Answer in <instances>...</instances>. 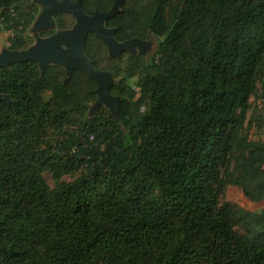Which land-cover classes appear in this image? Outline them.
Instances as JSON below:
<instances>
[{"label": "trees", "instance_id": "trees-1", "mask_svg": "<svg viewBox=\"0 0 264 264\" xmlns=\"http://www.w3.org/2000/svg\"><path fill=\"white\" fill-rule=\"evenodd\" d=\"M170 2L124 0L109 20L120 38L149 40V51L111 57L87 39L86 57L113 76L117 116L101 106L89 120L97 85L84 71L68 81L58 66L3 71L0 264H264V209L219 202L231 187L264 202V111L249 119L258 142L241 135L239 117L258 82L264 98V0H180L166 14ZM112 4L83 0V10ZM36 13L32 0H0V23L14 34ZM135 77L139 92L127 84ZM65 126L83 140L53 146L48 132ZM113 128L123 140L103 149ZM79 169L53 189L43 179Z\"/></svg>", "mask_w": 264, "mask_h": 264}, {"label": "water", "instance_id": "water-1", "mask_svg": "<svg viewBox=\"0 0 264 264\" xmlns=\"http://www.w3.org/2000/svg\"><path fill=\"white\" fill-rule=\"evenodd\" d=\"M48 1L49 4L43 15H41L39 22H46L52 27L53 15L67 13L76 19L73 29L59 32L54 37L45 40V43H37L35 47L26 51L11 52L4 50L0 54V67L8 68L12 63L36 61L39 63L42 72H44L47 66L57 65L66 69V81L70 79L75 70H82L97 85L95 90L97 100L91 107V114H94L99 107L104 106L112 115L117 116L121 99L110 94V88L114 84L113 76L109 72L95 69L93 63L86 57L84 47L88 32L94 33L103 39L111 57H118L122 52L138 44L137 39L127 43H117L113 36L114 31L108 30L104 26L106 20L113 18L119 12L124 0H116L115 6L109 12L96 11L93 16H87L83 12L82 0L77 2L71 0ZM109 34H112V36ZM62 45H65L67 49L63 50ZM0 101L11 103L10 97L3 94H0Z\"/></svg>", "mask_w": 264, "mask_h": 264}, {"label": "rangeland", "instance_id": "rangeland-1", "mask_svg": "<svg viewBox=\"0 0 264 264\" xmlns=\"http://www.w3.org/2000/svg\"><path fill=\"white\" fill-rule=\"evenodd\" d=\"M179 3H180V0H171V2L165 8V13L169 14L170 12H172V10ZM40 17L41 16H38L37 20ZM34 24L35 22L32 23V25H30L26 29V31H24L25 37H29V38L33 37L32 35H34L33 33L34 31H32V28ZM13 34H14V31L12 29L7 28L2 23H0V49H2L3 47H8L9 45L8 39L11 38ZM263 76H264V72H263ZM137 82H138V78L135 77V78L129 79L127 84L129 87L134 88L137 92H139L140 87L138 86ZM50 98H51L50 94L44 95V99L46 101H48ZM255 108H258L260 111H264V98L262 97V83L261 82L257 83L256 89L249 99V105H248L247 110L244 112V114L239 112V117L241 121V135L243 137H246L249 142L259 141L257 127L255 125H251V126L249 125L250 116ZM95 117H96L95 114H91V108H90L89 120H93ZM110 132L112 134V139L109 141H106L105 142L106 144H103L101 146L103 149L107 147L108 143L118 144L122 142L123 140L121 133L116 128L111 129ZM72 134L78 135L83 140L84 132L81 131L79 127H68V126H65L64 128H62L60 132L49 131L48 138H49V141L52 143V145L55 146L56 143L67 140ZM55 154L58 155L59 153L55 152ZM228 171L233 174V178H235L236 176L240 174V171L234 170L233 164H230V166L228 167ZM81 172H82L81 169L75 170L69 174L60 176V178H57L53 176V174L46 172L43 174V179L45 180L49 188L53 189L60 182H71L75 180L81 174ZM227 200L238 203L239 205L251 211H261L262 209H264V202L259 203V204L252 203L246 198H244V196H242L237 189L232 188V187L228 189L226 195L225 194L220 195L219 197L220 206L223 205ZM236 230L242 235L245 234L244 228L242 227H238L236 228Z\"/></svg>", "mask_w": 264, "mask_h": 264}, {"label": "flooded vegetation", "instance_id": "flooded-vegetation-1", "mask_svg": "<svg viewBox=\"0 0 264 264\" xmlns=\"http://www.w3.org/2000/svg\"><path fill=\"white\" fill-rule=\"evenodd\" d=\"M71 1L77 2L78 0H71ZM81 3H82V10H83V0H82ZM32 4L36 7V10H37V13L34 16V19L30 23V25H32V23L35 22V24H34V26L32 28V31H34L33 32L34 35H32L33 37L32 38L31 37L30 38L29 37H25L24 36V32L23 33L13 34L12 37H11L13 40H11V38L8 39V43H9L8 47H3L2 49H0V54H2L4 50L11 51V52H22V51H26V50H28L30 48L35 47L37 45V43H45V40H47V39H49L51 37H54L59 32L72 30L73 27L76 24V19L71 14H67V13H56L55 15H53V17H52L53 26L52 27L50 26V24H48L46 22L45 23H40L39 22V19L40 18L38 20H37V18H38V16L43 15L45 8L49 4V1L48 0H32ZM115 4H116V0H113V4L111 5V7L108 10H106V11H100V12H104V13L109 12L115 6ZM96 11H99V10L98 9H95L92 14H87L83 10V12L87 16H93ZM121 13H122V4L120 6L119 12L116 13L113 18H115L117 15H119ZM61 14H66V15H68V16H70L72 18L73 22H72V24L70 26L63 27V28H61L59 26L58 21H57V16H59ZM113 18H111V19H113ZM109 20L110 19H108V20H106L104 22V26H105L106 29L113 30L114 31L113 36H114V38H115V40H116L117 43H127V42H130V41L134 40V39H137L138 40V42H137L138 44L137 45H135L133 48H130L129 50H127L125 52H122L120 55H122L123 53H128L130 55H137V54L144 53V52L150 50L151 44H149L150 43L149 40L141 39L139 37H133V38H128V39H122V38H120L118 36V28L116 26H110L109 25ZM90 36H93L94 38H97L102 43H104L103 39H101L100 37H98L94 33L88 32L87 38H86V41H85V44L87 43V39ZM110 36H112V34ZM12 43H19L21 45L22 44H26V46H25V48H18V49L17 48H12ZM65 43H68V42H65ZM61 47H62L63 50H66L67 49L65 45H62ZM108 53H109V51H108ZM29 62L35 63L36 66H37V68L40 70L41 74H43L48 67H50V66H57V65L47 66L45 68L44 72H42L39 63L36 62V61H28V62H21V63H12V64H10L8 66V68L0 67V88L4 85V73H3L4 70L9 69L12 65H15V64L19 65V64L29 63ZM58 67H61V66H58ZM61 68H63V67H61ZM63 69L66 71L65 68H63ZM75 71H82V70H75ZM66 76H67V71H66ZM0 94H3V93H0ZM3 95H5V94H3ZM0 102H5V101H0Z\"/></svg>", "mask_w": 264, "mask_h": 264}]
</instances>
